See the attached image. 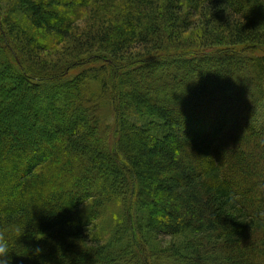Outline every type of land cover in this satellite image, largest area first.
Instances as JSON below:
<instances>
[{
  "label": "trees",
  "instance_id": "1",
  "mask_svg": "<svg viewBox=\"0 0 264 264\" xmlns=\"http://www.w3.org/2000/svg\"><path fill=\"white\" fill-rule=\"evenodd\" d=\"M1 2L10 264H264V0Z\"/></svg>",
  "mask_w": 264,
  "mask_h": 264
},
{
  "label": "clouds",
  "instance_id": "2",
  "mask_svg": "<svg viewBox=\"0 0 264 264\" xmlns=\"http://www.w3.org/2000/svg\"><path fill=\"white\" fill-rule=\"evenodd\" d=\"M116 201H117V204H119L118 197L116 198ZM27 225L28 224H25V225H19V224L9 225V226H5V228L0 230V264H10V262H11L10 253L15 252L14 251V245L19 244V243H17V240L21 235H23L25 233ZM34 231L40 232L38 230H34ZM40 233H42V232H40ZM32 235L36 240H40V239L45 238L44 233H43V235L38 236L32 232ZM10 236L14 237V239H11ZM21 245H23V244H21ZM23 246L26 249V252H24L22 254H18V255H27L29 253L30 249L25 245H23ZM32 251L34 254L38 255L42 251V249L37 246Z\"/></svg>",
  "mask_w": 264,
  "mask_h": 264
},
{
  "label": "rangeland",
  "instance_id": "3",
  "mask_svg": "<svg viewBox=\"0 0 264 264\" xmlns=\"http://www.w3.org/2000/svg\"><path fill=\"white\" fill-rule=\"evenodd\" d=\"M6 2H7V0H6ZM4 7V2L2 3L1 2V0H0V12L2 11L1 9ZM194 37L192 36V35H189V36H185L184 37V40H191V39H193ZM189 41H187L186 43H188ZM51 58H53V54L51 53V54H49V56L47 57V59L46 60H51ZM256 119H257V121L258 122H260L261 121V119L263 118V116H264V109L263 108H259L257 111H256ZM109 121L110 122H112L113 121V117H109Z\"/></svg>",
  "mask_w": 264,
  "mask_h": 264
}]
</instances>
